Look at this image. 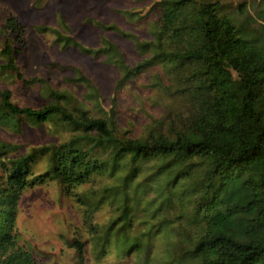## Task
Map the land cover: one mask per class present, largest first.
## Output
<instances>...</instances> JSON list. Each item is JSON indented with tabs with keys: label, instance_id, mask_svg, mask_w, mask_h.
Here are the masks:
<instances>
[{
	"label": "trees",
	"instance_id": "1",
	"mask_svg": "<svg viewBox=\"0 0 264 264\" xmlns=\"http://www.w3.org/2000/svg\"><path fill=\"white\" fill-rule=\"evenodd\" d=\"M256 6L254 16L244 3L226 0H157L147 13L150 38L143 40L89 16L100 47H75L108 61L132 41L140 60L117 63L122 80L158 68L152 85L176 104L138 137L121 132L80 71L73 79L87 88L82 101L42 78L25 79L14 58L21 25L5 18L2 68L43 88L48 103L20 106L0 86V127L19 132L24 121L53 123L72 136L30 153L0 143V264H51L19 245L16 216L23 192L52 179L85 207L90 262L129 252L140 257L162 242L168 247L162 264H264V0ZM42 157L45 169L35 173ZM97 176L113 183L72 194ZM103 205L116 215L91 223ZM157 216L158 224L150 222ZM135 217L146 230L134 226ZM69 246L76 264H88L85 241L74 236Z\"/></svg>",
	"mask_w": 264,
	"mask_h": 264
},
{
	"label": "rangeland",
	"instance_id": "2",
	"mask_svg": "<svg viewBox=\"0 0 264 264\" xmlns=\"http://www.w3.org/2000/svg\"><path fill=\"white\" fill-rule=\"evenodd\" d=\"M142 1L0 0V86L8 88L13 101L20 106L37 108L48 103L43 88L37 84L26 85L13 73L2 68L5 58L1 55V48L7 37L5 18L11 16L22 29V42L20 46L16 45L20 50L15 52L14 58L25 79L42 78L47 81L48 86L67 91L74 99L82 101L87 97V88L73 79L74 70L80 71L91 81V85L98 89L97 100L107 115H111L112 108L113 118L116 119L121 132L129 136H143L153 125L154 117L173 111L176 106L152 85V77L160 70L149 68L126 81L122 80L123 75L117 63L133 65L140 60L135 49L129 45L131 38L125 37L131 42H126V47L121 48L122 53L119 55L112 53V58L108 61L101 55L85 54L73 44L78 42L81 47L89 49L100 47V41L89 31L90 23L87 22L90 20L89 16L96 17L97 14L106 24H114L120 33L130 34L138 40L149 39L152 20L147 13L157 0H149L145 4H142ZM226 1L233 5L244 3L254 16L259 2ZM130 12L138 14L131 18ZM61 40L69 41L70 44L64 47L59 42ZM234 75L237 73L234 72ZM97 112L101 114V111ZM71 136L72 133L68 129L53 123L37 125L24 121L19 132L0 127V143L14 146L16 153H30L39 147L51 149ZM45 166V157L38 159L34 167L35 173L42 172ZM147 175L145 172L143 177L147 179ZM112 183V179L103 176L92 177L88 183L74 189L72 194L86 193L91 187L97 188ZM84 208L75 201L73 195L65 192L64 186L56 179L26 189L17 207L16 231L19 245L34 250L36 255L47 263L76 264L69 241L72 237L79 236L86 242L87 263L96 264L89 261L90 235ZM133 209L136 216L142 215L138 207ZM116 213L114 208L103 205L93 213L91 223H107ZM133 220L135 227L146 230L147 225L140 224L142 219L135 217ZM158 220L159 216L150 219V222L158 224ZM166 245L159 242L140 257L132 252L120 258L110 254L108 259H103L98 264H162L166 262L168 255ZM141 258H144L143 262ZM155 258L163 260L158 263Z\"/></svg>",
	"mask_w": 264,
	"mask_h": 264
}]
</instances>
